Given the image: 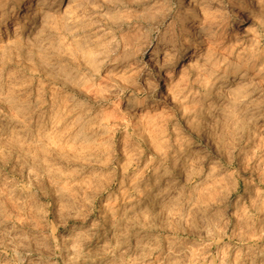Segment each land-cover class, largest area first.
I'll use <instances>...</instances> for the list:
<instances>
[{
    "label": "clouds",
    "instance_id": "clouds-1",
    "mask_svg": "<svg viewBox=\"0 0 264 264\" xmlns=\"http://www.w3.org/2000/svg\"><path fill=\"white\" fill-rule=\"evenodd\" d=\"M0 264H264V0H0Z\"/></svg>",
    "mask_w": 264,
    "mask_h": 264
}]
</instances>
